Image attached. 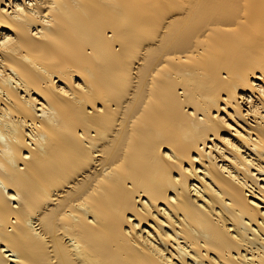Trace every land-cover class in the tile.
<instances>
[{
  "label": "bare ground",
  "instance_id": "6f19581e",
  "mask_svg": "<svg viewBox=\"0 0 264 264\" xmlns=\"http://www.w3.org/2000/svg\"><path fill=\"white\" fill-rule=\"evenodd\" d=\"M0 264H264V0H0Z\"/></svg>",
  "mask_w": 264,
  "mask_h": 264
}]
</instances>
